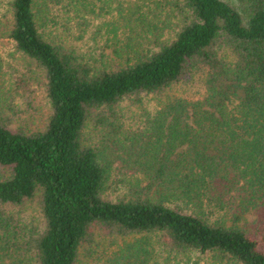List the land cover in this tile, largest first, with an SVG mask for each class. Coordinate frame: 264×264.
<instances>
[{
	"label": "trees",
	"instance_id": "trees-1",
	"mask_svg": "<svg viewBox=\"0 0 264 264\" xmlns=\"http://www.w3.org/2000/svg\"><path fill=\"white\" fill-rule=\"evenodd\" d=\"M237 1L8 0L0 264H264V0Z\"/></svg>",
	"mask_w": 264,
	"mask_h": 264
},
{
	"label": "rangeland",
	"instance_id": "rangeland-1",
	"mask_svg": "<svg viewBox=\"0 0 264 264\" xmlns=\"http://www.w3.org/2000/svg\"><path fill=\"white\" fill-rule=\"evenodd\" d=\"M232 6L240 9V5L237 0H225ZM8 0H0V55L5 60V69L10 70V68H19L23 70V68H27L26 60L22 58V56L15 50L13 42L8 37V29H9V20H11L9 12L7 11ZM245 16V15H244ZM8 18V19H7ZM97 24L99 20H96ZM8 24V25H7ZM100 33H98V28L96 25L85 33L83 38L79 40L69 39L66 42V45L74 47L80 53H86L87 55H91L92 53H97L102 50V46L104 45V39L100 37ZM106 37V36H104ZM96 40L98 41V45L96 44ZM95 50V52H93ZM99 54V53H97ZM10 74V71H8ZM37 73H34L32 85L35 90L34 102L32 103V107L29 112L26 114V121L28 123V127L36 130L44 128L48 117L51 113V103L49 97L46 92V88L43 83H40L37 78ZM9 76V75H8ZM7 76V77H8ZM130 124H135L136 120H128ZM141 123L140 120L137 121ZM23 215L28 222L34 223L37 225L41 220V213L39 207V201L35 199L32 201L28 207L24 210ZM254 220V216L250 215L248 217V221L251 222ZM103 244L105 239L102 240ZM109 245V241L106 240V243L101 246L98 250H95L94 257H91V250H85L81 254L80 264H103L104 260L98 259L99 257H103L104 254V246ZM98 248V246H96ZM95 248V249H96ZM99 254H101L99 256ZM105 258V257H104Z\"/></svg>",
	"mask_w": 264,
	"mask_h": 264
}]
</instances>
